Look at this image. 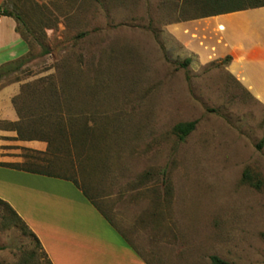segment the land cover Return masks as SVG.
Wrapping results in <instances>:
<instances>
[{"label": "rangeland", "instance_id": "obj_1", "mask_svg": "<svg viewBox=\"0 0 264 264\" xmlns=\"http://www.w3.org/2000/svg\"><path fill=\"white\" fill-rule=\"evenodd\" d=\"M5 8L36 58L0 81L21 113L17 127L0 120V154L41 165L14 131L84 128L91 160L76 178L148 264H264V106L232 71L257 11L201 18L214 9L191 0ZM194 121L181 141L175 126ZM0 264H52L2 203Z\"/></svg>", "mask_w": 264, "mask_h": 264}, {"label": "crops", "instance_id": "obj_2", "mask_svg": "<svg viewBox=\"0 0 264 264\" xmlns=\"http://www.w3.org/2000/svg\"><path fill=\"white\" fill-rule=\"evenodd\" d=\"M7 0H0V9ZM260 21L246 26L245 48L238 51L232 71L247 93L264 106V7L254 9ZM237 39V37H236ZM29 53L12 17L0 15V65ZM11 92H1L11 97ZM9 96V97H8ZM0 97V120L20 121L11 100ZM7 105L12 113H7ZM15 139L17 132L14 131ZM18 138V137H17ZM27 149L45 152L41 141H22ZM23 163L0 154V199L25 221L53 264H148L125 236L72 182L15 170L4 165Z\"/></svg>", "mask_w": 264, "mask_h": 264}, {"label": "trees", "instance_id": "obj_3", "mask_svg": "<svg viewBox=\"0 0 264 264\" xmlns=\"http://www.w3.org/2000/svg\"><path fill=\"white\" fill-rule=\"evenodd\" d=\"M196 6L204 5L206 9H214L210 13H207L201 18H206L210 16H218L224 14L235 13L239 11L246 10H254L264 7V0H191ZM191 6V5H190ZM0 15L8 16L15 18L17 22H22V17L19 15H13L6 8L0 9ZM27 43V42H26ZM29 47V53L27 56L19 58L15 61L3 64L0 67V81L8 76L9 74L21 70L28 63H31L36 57L28 56L30 54V45L27 43ZM49 54V50L42 46L41 56H45ZM191 60H186V63H189ZM58 113L57 109H52L47 114L41 116V121H46L51 118H56V114ZM21 113L19 112L18 115ZM19 116V117H20ZM21 121V117H20ZM17 122L12 124L11 127H17L21 123ZM197 122H188V123H180L175 126L174 133L178 136V138L183 141L187 136H189L196 129ZM41 136L39 137H26L25 134H22L20 131L18 140L22 141H41L47 143V150L45 152H41L43 158H41L42 164H37L36 162H27L24 164H10L4 165L6 167L25 171L33 174L48 176L56 179L67 180L72 182L75 186H77L87 197V199L93 204L96 205V201L89 194V192L84 189L78 182L76 178V174L80 172L81 169L87 165V163L91 160L90 151V143L86 139V129H81L82 131L78 132L75 130L64 129V128H56L50 127L46 129V126L41 124ZM30 159H34L33 156L29 157ZM29 159V160H30ZM34 161V160H33ZM247 179L250 181V176L246 175ZM0 203L5 205L10 211L12 215V221L16 223V225L21 226L23 229H26L27 232L30 233L31 236L35 239L37 246L43 251L48 260L50 261L47 253L45 252L40 240L33 233V231L28 227L25 221L19 216V214L10 206V204L2 199H0ZM211 264H232L228 263V261L213 255L210 257ZM50 263H52L50 261ZM53 264V263H52Z\"/></svg>", "mask_w": 264, "mask_h": 264}]
</instances>
